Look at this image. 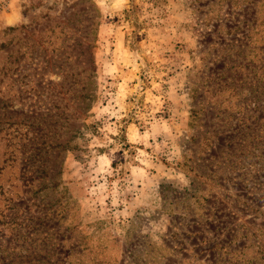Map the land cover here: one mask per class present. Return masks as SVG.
<instances>
[{
    "label": "rangeland",
    "instance_id": "rangeland-1",
    "mask_svg": "<svg viewBox=\"0 0 264 264\" xmlns=\"http://www.w3.org/2000/svg\"><path fill=\"white\" fill-rule=\"evenodd\" d=\"M0 264H264V0H0Z\"/></svg>",
    "mask_w": 264,
    "mask_h": 264
},
{
    "label": "trees",
    "instance_id": "trees-1",
    "mask_svg": "<svg viewBox=\"0 0 264 264\" xmlns=\"http://www.w3.org/2000/svg\"><path fill=\"white\" fill-rule=\"evenodd\" d=\"M134 9V8H133ZM131 12H133V10H129L127 13H131ZM93 33V32H92ZM92 33H87L86 34V36H87V38H90V36L92 35ZM92 71V70H91ZM88 76L90 77V78H92V73L91 72H89L88 73ZM88 80V79H87ZM90 107V106H89ZM88 107V108H89Z\"/></svg>",
    "mask_w": 264,
    "mask_h": 264
}]
</instances>
